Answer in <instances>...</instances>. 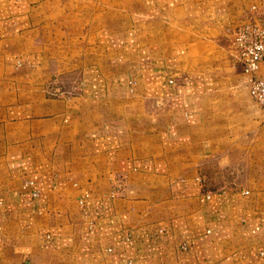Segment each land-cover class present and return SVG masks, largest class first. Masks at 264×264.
I'll return each instance as SVG.
<instances>
[{
    "label": "crops",
    "instance_id": "1",
    "mask_svg": "<svg viewBox=\"0 0 264 264\" xmlns=\"http://www.w3.org/2000/svg\"><path fill=\"white\" fill-rule=\"evenodd\" d=\"M147 3L159 29L123 65L96 59L72 94L0 106V264H264V122L247 87L264 61L245 74L226 34L264 0Z\"/></svg>",
    "mask_w": 264,
    "mask_h": 264
},
{
    "label": "rangeland",
    "instance_id": "2",
    "mask_svg": "<svg viewBox=\"0 0 264 264\" xmlns=\"http://www.w3.org/2000/svg\"><path fill=\"white\" fill-rule=\"evenodd\" d=\"M148 1L0 0V29L4 32L0 45L3 51H9V55L0 56V63L5 64H0V106L7 97L21 96L25 100L44 93L53 98L72 94L90 71L95 74L96 59H103V65H123L126 61L120 53L127 56L129 45L141 48L145 32L159 29V25L145 23L157 20L161 14V10L150 13L152 9H146ZM251 12L243 22L227 30L232 51L233 29L252 19L264 21V16ZM31 15L33 23L18 19ZM12 17L16 19L7 20ZM16 37L22 43L20 48L11 40ZM233 54L237 60L234 51ZM121 68L119 73L126 74ZM11 82H18V87L7 86ZM208 161L205 174L211 187V157Z\"/></svg>",
    "mask_w": 264,
    "mask_h": 264
},
{
    "label": "built area",
    "instance_id": "3",
    "mask_svg": "<svg viewBox=\"0 0 264 264\" xmlns=\"http://www.w3.org/2000/svg\"><path fill=\"white\" fill-rule=\"evenodd\" d=\"M231 46L244 72L253 74L260 62L264 61V21L252 19L231 32ZM250 96L263 114L264 122V81L248 80Z\"/></svg>",
    "mask_w": 264,
    "mask_h": 264
}]
</instances>
